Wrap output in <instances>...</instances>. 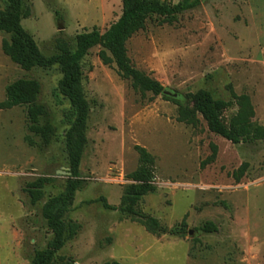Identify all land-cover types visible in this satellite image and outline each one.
<instances>
[{"label": "rangeland", "instance_id": "rangeland-1", "mask_svg": "<svg viewBox=\"0 0 264 264\" xmlns=\"http://www.w3.org/2000/svg\"><path fill=\"white\" fill-rule=\"evenodd\" d=\"M22 4L31 11L22 27L46 57L56 54L57 38L74 49L78 33L94 28L103 33L122 10L121 0ZM159 21L148 19L127 42L132 65L181 96L199 89L223 100H231L232 92L247 95L252 120L264 127V0H202L172 24ZM3 38L8 35L0 33V46ZM100 49L92 48L81 64L89 106L79 167L83 186L65 216L80 229L59 255L75 264H264V139L232 144L210 133L200 116L197 127L179 122L177 105L135 90L114 64H102ZM19 78L39 82L36 102L47 111L40 123L52 125L54 134L43 145L27 130L25 106L0 109V264H30L33 251L45 248L52 236L41 204L31 206L22 191L25 183L54 178L45 188L47 200L59 195L70 177L65 133L71 106L56 91L59 68L23 71L0 48V103L6 85ZM236 109L225 111V120ZM135 146L155 158L156 190L136 209L159 222L166 231L159 235L118 209L130 183L126 176L139 166ZM212 146L216 156L208 162ZM242 164L247 168L236 181L233 174ZM99 198L116 209H104ZM207 221L216 232L200 230Z\"/></svg>", "mask_w": 264, "mask_h": 264}, {"label": "trees", "instance_id": "trees-1", "mask_svg": "<svg viewBox=\"0 0 264 264\" xmlns=\"http://www.w3.org/2000/svg\"><path fill=\"white\" fill-rule=\"evenodd\" d=\"M0 33L8 35L1 41V51L21 70L30 72L34 69H48L57 66L61 73L56 91L71 106L70 127L65 133V151L70 177L66 180L64 190L57 196L45 200V188L55 182L51 177H38L26 182L22 191L28 196L31 206L41 204V217L45 220L52 236L43 249L33 251L30 264H75L71 258L59 255L67 241L77 235L80 226L72 220H65L75 193L82 189L80 178V162L87 143V121L89 106L83 89L82 61L89 51L99 46L98 57L102 64H114L118 74L131 82L132 87L141 93L162 96L166 101L177 105V120L186 125L197 127L199 118L205 122L207 130L232 144L252 143L264 139V127L254 122V109L247 95L231 93V100L218 99L206 89L176 98L163 94L165 88L144 72L136 69L127 56L126 44L138 31L144 29L146 21L152 17L160 18L161 24H172L179 14L191 10L200 4V0H181L177 4H167L160 0H121L122 10L118 20L107 30L100 33L97 29L78 33L75 36V47L71 49L64 39L55 40L56 54L44 56L34 38L21 24L22 19L31 14L29 8L23 10L22 0H1ZM40 93L38 81L19 78L6 85V100L0 103V109L18 106L26 107L27 130L38 136L43 145H47L54 128L49 123L41 124L42 117L47 114L46 108L37 104ZM237 107L227 120L224 113ZM25 140L30 146L35 142L32 137ZM139 166L126 176L130 181L122 191L118 209L139 222L149 233L159 235L165 229L150 216L139 212L136 207L141 198L156 190L153 167L155 158L141 146H135ZM216 147L212 146V154L207 159L212 162L216 156ZM247 164H242L233 174L236 181L243 176ZM104 209L115 210L104 198H99ZM206 233L217 231L214 223L207 221L200 229ZM169 234H172L170 231ZM102 264H122L118 261H107Z\"/></svg>", "mask_w": 264, "mask_h": 264}, {"label": "water", "instance_id": "water-1", "mask_svg": "<svg viewBox=\"0 0 264 264\" xmlns=\"http://www.w3.org/2000/svg\"><path fill=\"white\" fill-rule=\"evenodd\" d=\"M200 1H202V0H200ZM163 94L164 95H167V96H170V97H173V98H176L177 97V94L171 93L170 91H167V90H164L163 91ZM68 175H70V173Z\"/></svg>", "mask_w": 264, "mask_h": 264}, {"label": "crops", "instance_id": "crops-1", "mask_svg": "<svg viewBox=\"0 0 264 264\" xmlns=\"http://www.w3.org/2000/svg\"><path fill=\"white\" fill-rule=\"evenodd\" d=\"M0 48H1V46H0Z\"/></svg>", "mask_w": 264, "mask_h": 264}]
</instances>
